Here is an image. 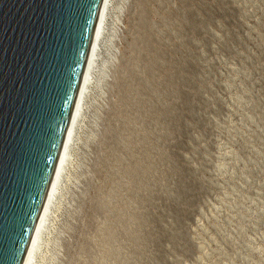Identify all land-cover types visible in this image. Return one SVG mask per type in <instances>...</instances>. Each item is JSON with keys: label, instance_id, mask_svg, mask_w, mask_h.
I'll use <instances>...</instances> for the list:
<instances>
[{"label": "rangeland", "instance_id": "374dc122", "mask_svg": "<svg viewBox=\"0 0 264 264\" xmlns=\"http://www.w3.org/2000/svg\"><path fill=\"white\" fill-rule=\"evenodd\" d=\"M112 4L40 259L264 264V0Z\"/></svg>", "mask_w": 264, "mask_h": 264}, {"label": "water", "instance_id": "95a60500", "mask_svg": "<svg viewBox=\"0 0 264 264\" xmlns=\"http://www.w3.org/2000/svg\"><path fill=\"white\" fill-rule=\"evenodd\" d=\"M101 0H0V264H20Z\"/></svg>", "mask_w": 264, "mask_h": 264}, {"label": "bare ground", "instance_id": "6f19581e", "mask_svg": "<svg viewBox=\"0 0 264 264\" xmlns=\"http://www.w3.org/2000/svg\"><path fill=\"white\" fill-rule=\"evenodd\" d=\"M112 1L113 0L100 1L97 18L95 21L70 115L64 130V135L48 182L43 202L32 228V232L20 264L43 263V259H40L41 256L39 254L42 248V241L46 232L48 218L52 212L54 203L58 195L60 194L61 183L63 182L64 176H66V167L68 165L75 140L77 141L76 138L78 135V131L80 130V122L85 110L87 96L92 88V85L96 84L94 83L96 82L95 78L98 72H100L99 69L101 68L100 64H102L100 63L102 52H104L103 49H105V43L108 41H106L107 32L109 31L108 26L110 23L114 22L113 20H116V18L113 16L114 4H112ZM173 80L181 82L182 78L178 75L174 76L169 72L165 78V81H167V83L164 84V87L161 88V91L159 92L161 95L166 96L164 91H168L169 88L165 86H168L169 83L172 84ZM169 114L170 111L165 107V115L168 116ZM153 134L156 137L158 135H161L157 130L153 131ZM40 260L42 262H40Z\"/></svg>", "mask_w": 264, "mask_h": 264}]
</instances>
